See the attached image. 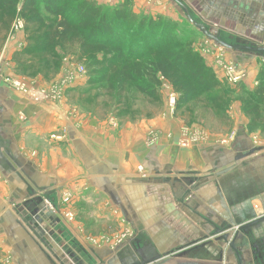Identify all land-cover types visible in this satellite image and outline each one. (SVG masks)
I'll return each instance as SVG.
<instances>
[{"label": "crops", "instance_id": "0c3cea01", "mask_svg": "<svg viewBox=\"0 0 264 264\" xmlns=\"http://www.w3.org/2000/svg\"><path fill=\"white\" fill-rule=\"evenodd\" d=\"M95 1L112 7L125 0ZM129 1L137 15L182 22L206 37L186 18L182 3L195 21L228 41L264 45V0ZM24 43L18 30L1 48L0 264L6 257L11 264H76L60 245L84 264H127L129 254L142 261L139 251L145 259L168 253L161 264H238L234 253L219 262L215 246L205 242L217 245L218 227L239 222L248 210L263 213L264 115L250 118L237 103L229 129L204 128L198 143L186 145L181 142L190 129L170 117L111 127L71 110L66 92L59 101L38 102L7 84L13 53ZM213 45L247 67L237 86L250 92L264 86L263 55ZM151 130L157 131L154 142ZM68 195L65 206L61 199ZM39 196L57 210L55 238L23 217L22 206L32 207Z\"/></svg>", "mask_w": 264, "mask_h": 264}, {"label": "trees", "instance_id": "16d2710c", "mask_svg": "<svg viewBox=\"0 0 264 264\" xmlns=\"http://www.w3.org/2000/svg\"><path fill=\"white\" fill-rule=\"evenodd\" d=\"M17 18L23 22L21 30L25 35V43L12 56L18 72L49 59L57 72L63 58L76 53L80 60L90 59V82L95 74L105 77L114 71L121 87L127 80L137 78L157 83L161 76L180 93V107L195 97L198 85H205L207 91L216 86L204 72L209 68L192 47H188L184 57L187 59L169 47L168 40L174 39L175 33H170L171 37L168 33L175 32V23L166 18L137 15L129 0L113 7L99 5L95 0H0V50L13 33ZM124 29L149 32L151 36L142 38L137 45L129 42L126 53ZM157 32L168 34L169 39H154ZM109 48L125 62L122 66L112 60L94 59ZM193 57L198 58L196 64L191 63ZM262 85L256 88L255 95L264 96ZM137 87L146 90L139 84ZM216 98L219 97L213 100L217 101Z\"/></svg>", "mask_w": 264, "mask_h": 264}, {"label": "rangeland", "instance_id": "374dc122", "mask_svg": "<svg viewBox=\"0 0 264 264\" xmlns=\"http://www.w3.org/2000/svg\"><path fill=\"white\" fill-rule=\"evenodd\" d=\"M106 7H109V5L107 4ZM172 23H175V32H169V35H167L171 37L170 33H175L174 39H169L166 34L159 35L158 32L155 34L154 39H169V47H173L182 59H187L184 57L189 52L188 47H192L195 55L201 56L203 63L210 69L204 70L205 74L210 77L213 83H216V86L211 87L208 91L205 89V85H198L195 97L181 107L178 106L180 93L175 90L173 84L161 76H159L160 80L157 83L148 81L147 78H137L133 81L127 80L121 87L119 86V81L115 78L116 72L114 71L105 77L94 73L95 75L92 78L94 80L90 82L89 69L91 68L87 66L90 59L80 60L77 58L76 53L65 56L57 72H55L56 69L49 59V62L46 60L37 63L32 68L20 70L19 72L14 67V75H5L4 78L20 79L29 86H37L41 89L52 87L59 80L65 78L69 81L68 86L64 89V92L67 93L68 107L79 114H84L85 118L105 121L111 127H119L126 122H146L156 116L170 117L180 121L185 125L186 129H190L187 136L189 143H198L204 128L220 131H225V128L229 129L230 121L234 118V105L237 103H240L241 106V109L239 107V112L246 113L250 118H255L254 113H257L259 120L260 113H262L260 116L264 115V96L255 95L254 92L237 86L242 81L231 83L228 80L224 73L223 65L232 60L228 58L224 49L221 50L209 44L211 48L209 51H205L204 49L207 45L206 37L201 36L202 34L190 32V30L184 28L182 22L173 21ZM122 34L125 35L123 49L126 53L129 42L137 45L142 38L151 36L149 32L144 33V31L138 32L131 29H124ZM198 38L205 40L200 42ZM216 50L219 51V59L214 54H210L213 55L210 59H204L206 53L208 55V53H214ZM1 53L0 50V56ZM117 57L118 53L113 48H109L106 52L96 54L94 59L112 60L115 65L122 66L125 62ZM192 59L191 63L196 64L198 58L193 57ZM239 64L243 65V63ZM197 65L200 64L197 63ZM80 66L84 67L85 73H78L77 69ZM36 73L39 74L34 76ZM36 80L41 82V84L37 83ZM137 84L146 89V92L140 90ZM64 92L60 99L63 98ZM172 95L175 97L173 108L170 100ZM214 97L219 98L214 101ZM151 131L157 133L156 130ZM69 199L70 195L62 197L61 200L67 206L70 203ZM68 212L70 211L65 212L67 216L71 214Z\"/></svg>", "mask_w": 264, "mask_h": 264}, {"label": "water", "instance_id": "95a60500", "mask_svg": "<svg viewBox=\"0 0 264 264\" xmlns=\"http://www.w3.org/2000/svg\"><path fill=\"white\" fill-rule=\"evenodd\" d=\"M180 5L185 12L186 18L207 38L213 40L216 44L222 45L228 49H240L264 56V45L257 46L255 44H250L247 41L239 40H235V42L228 41L226 38L221 36L218 30L210 29L205 24L195 21L191 17L188 8L182 3H180ZM239 158L240 157H237L236 159L238 160ZM5 160L7 161V159ZM10 167L13 169L11 165ZM233 168L234 167L232 166L225 168L220 172V174L226 173ZM243 197L245 203L249 204L251 199L250 195L245 193ZM32 201L34 203L32 207H28V203H25V205L22 206L26 208L23 217H29L28 222L34 225L33 227L37 232L42 233L43 235H49L53 238L54 232L52 228L59 222L57 214L49 207V205H47L43 197L39 196L37 199H33ZM262 212L263 213L261 215H258L254 209L248 210L246 216L242 217L239 222L230 220L223 226L218 227L219 235L214 239V241H217V245L212 241L205 242L208 245L215 246L219 254V262H222L224 259L227 260V257L231 256V253H234L238 264H264V209ZM41 217L45 221H42L43 219H41ZM193 243H195V241L190 244ZM60 246L76 264H84L80 257L75 255L74 252L66 249L63 245ZM121 246L122 244L119 247ZM224 246H226L225 249H223ZM178 249H182V247H179ZM141 252L142 251H139L137 253H139L140 257H142V261L135 260V256L129 254L126 256V259L129 262L125 261L126 259L124 262H127V264H148L150 262H154L153 264H161L166 262L168 259V253H155L152 255L151 259H145L144 253Z\"/></svg>", "mask_w": 264, "mask_h": 264}, {"label": "built area", "instance_id": "2783aa9c", "mask_svg": "<svg viewBox=\"0 0 264 264\" xmlns=\"http://www.w3.org/2000/svg\"><path fill=\"white\" fill-rule=\"evenodd\" d=\"M23 26V22L21 19L17 18L15 23H14V30H19L21 29ZM210 42V43H209ZM215 42L209 38L206 39V47H205V51H209V49L211 48L209 46V44H214ZM214 46V45H213ZM219 55V53L217 54V56ZM1 57V56H0ZM220 58V56H218V59ZM223 70L225 75L227 76L228 80L231 83H239L241 81H243L247 75H248V69L247 67L239 64L238 62H234V61H230L227 62L225 65H223ZM79 74H83L85 73V69L83 66H80L77 69ZM4 81L11 85L14 89L20 91L21 93H23L24 95H26L29 99L33 100V101H46V100H52V101H59L60 98L62 97V93L64 92V89L68 86L69 81L67 79H63V80H59L58 83H56V85L49 87V88H45V89H41L39 87H33V86H29L27 85L23 80L20 79H14V78H8L5 77ZM171 106L172 108L174 107L175 104V97L174 95L171 96ZM53 138H56L54 135L52 136ZM150 137V142H154V140L157 137V133L150 131L149 134ZM61 138V137H59ZM188 138H186L184 141L181 142V144L186 145L188 144ZM46 203L49 205V207L56 213L57 210L49 203V201L45 200ZM72 215L68 214V218L71 219ZM10 257H6L2 263L4 264H11L10 263Z\"/></svg>", "mask_w": 264, "mask_h": 264}]
</instances>
